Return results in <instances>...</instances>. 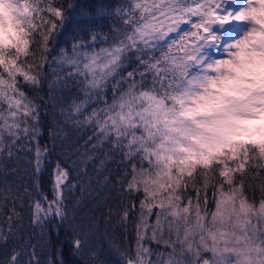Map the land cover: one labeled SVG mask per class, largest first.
<instances>
[{
  "label": "snow or ice",
  "instance_id": "6c2138e0",
  "mask_svg": "<svg viewBox=\"0 0 264 264\" xmlns=\"http://www.w3.org/2000/svg\"><path fill=\"white\" fill-rule=\"evenodd\" d=\"M221 6L0 0V264H264V108L194 95Z\"/></svg>",
  "mask_w": 264,
  "mask_h": 264
},
{
  "label": "clouds",
  "instance_id": "9594fccd",
  "mask_svg": "<svg viewBox=\"0 0 264 264\" xmlns=\"http://www.w3.org/2000/svg\"><path fill=\"white\" fill-rule=\"evenodd\" d=\"M243 11L248 27L225 45L224 58L208 60L212 67L197 77L199 91L194 95L202 106L227 102L264 108V2L253 0ZM220 42L218 35L216 44Z\"/></svg>",
  "mask_w": 264,
  "mask_h": 264
},
{
  "label": "rangeland",
  "instance_id": "374dc122",
  "mask_svg": "<svg viewBox=\"0 0 264 264\" xmlns=\"http://www.w3.org/2000/svg\"><path fill=\"white\" fill-rule=\"evenodd\" d=\"M245 5L246 0H222V6L220 9H218V11L221 14H227L229 11H231V13L235 15V13ZM182 27L187 28L189 26L184 25ZM247 27V22H237L235 20L224 24L215 23L211 25L210 30L221 37V42L219 45H217L216 42H210L207 46H205L201 54L206 58V60H210L212 58H224L225 53L223 49L225 45L232 42L235 38H238L242 30L246 29Z\"/></svg>",
  "mask_w": 264,
  "mask_h": 264
},
{
  "label": "trees",
  "instance_id": "16d2710c",
  "mask_svg": "<svg viewBox=\"0 0 264 264\" xmlns=\"http://www.w3.org/2000/svg\"><path fill=\"white\" fill-rule=\"evenodd\" d=\"M105 30H107V29H105ZM45 91H46V89H45ZM53 236H54V238H55V237H56V234L53 233ZM59 239H60L61 241L64 242L65 247H66V245H67V238H66V236L64 235L63 231H62V233L60 234Z\"/></svg>",
  "mask_w": 264,
  "mask_h": 264
}]
</instances>
